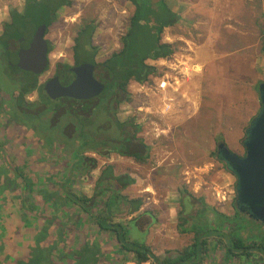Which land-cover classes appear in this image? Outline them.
<instances>
[{
	"label": "rangeland",
	"instance_id": "rangeland-1",
	"mask_svg": "<svg viewBox=\"0 0 264 264\" xmlns=\"http://www.w3.org/2000/svg\"><path fill=\"white\" fill-rule=\"evenodd\" d=\"M71 1L74 2L73 5L64 3L61 9L58 10L56 20L49 28L47 37L52 45H54V48L49 54L50 65L48 71L40 75L39 82L41 84H45L48 79L52 80L59 67L63 68L64 64H76L73 46L80 23L85 20L94 19V23L97 24L91 40L92 45L97 48V62L105 61L113 52L119 50L121 48V36L127 32L133 6L126 8L127 11L124 13L121 9H118L122 8V4L119 2L117 5H114V0H109L111 2H107L106 0ZM169 2L172 5L171 8H174V11H177L184 21L178 22L181 28L179 29V26H177L174 32L191 37L194 39L197 50H201V48H198V45H204L203 48L207 49L212 55L210 62L202 67L203 69L199 72L200 74L193 76V86L189 85L190 83L187 86H183L184 88L186 87L184 93H187V96L192 94L197 98L196 109L194 113H192V109L190 112V115L193 116L181 119L179 122L172 117H169V119L165 118L172 123L176 122V126L172 125V123L170 124L168 121L171 130L169 136L165 139L166 143L164 146L159 143L156 144L157 140L161 139H153L152 136L150 138V141L153 140V145H158L157 150L160 149L159 153H163L161 152L162 149H164L163 151L172 152L170 158L175 162L183 164L182 172L179 174L176 164L164 165L161 166L162 168H158L157 166L153 167V162L155 161L149 159V162L142 166L131 165L126 158L120 159V157H116L115 153H113V156L101 157L96 153L89 152L90 155L99 158V166L96 170L92 171L90 176L86 178L80 176L77 170L72 167V164L76 162L78 157L70 147L67 149L63 148L64 142L62 140L59 141L58 147L48 150L40 143L35 142L34 137L23 127L25 125L22 123L15 124L11 120L13 114L6 110L8 105L5 102L9 101V94L14 92L15 88L13 90V87H10L6 83L8 91L5 88H1L0 90V155H3V157L4 155L7 156L9 167L7 173L3 170L1 174H3L6 180V185H11V178H13L14 185L16 186L6 189L4 193L5 198L0 200V240L10 234L11 238L14 239L11 248L9 247L11 250L18 248L22 252L25 249L24 245L34 240L37 233L36 230L38 229L36 224H42L43 221V218H37L34 222L22 217V213L19 210L21 205L22 207L29 206L30 208L31 205L38 206L37 212H41L44 207L48 208L46 211L48 214L51 211L48 205L42 204L43 198L31 200L33 199L32 195L35 194L33 191L40 188L49 191L55 190L58 182L60 183L70 178L72 190L88 195L93 194L100 170L106 164H113L118 173H130L140 179L138 181L140 184L149 183L152 185L154 189L149 190L148 193L155 192L158 195V199L163 205V211L169 208L167 201H170L172 205L173 203L176 205V202L165 198L167 193L172 195L174 200L177 198L175 193H177V190L179 192V188L183 186L182 180L188 183L190 189L198 190L203 185L201 183L206 180V175L209 174V180H211V182L209 181V186H211L212 191H209L208 185L205 186L208 187L206 189L210 194V199L214 202L213 204L217 206L218 210L223 207L224 212L230 216L236 214L237 210L234 207L237 199L236 179L232 172L225 168L224 162H220L221 168L224 167L227 170L226 174L229 176L231 183H228L229 181H225L222 177L219 178V175H216L217 166L211 167V165L206 163L209 158L208 154H206V149L216 151L218 144L224 142L233 151L236 152L238 150V154L244 153L243 142L247 136L246 130H248L252 120L261 109L259 84L264 81V55L262 53L264 0H170ZM24 5L25 0H0V34L3 24L11 18V10L23 11ZM212 11L215 12V22L211 20L213 19L211 18ZM207 23L212 25L211 27H213L215 33L212 35L213 39L208 40L209 42L204 40V38H208ZM141 27H138V35H144L145 33V30H142ZM166 32L164 30L162 37L167 35ZM169 32L173 33L172 31ZM80 42L81 45L78 52L80 59L83 62L90 61L91 47L87 38L84 36ZM178 45L180 51H177L181 56L183 50L188 46L179 43ZM192 47L195 49L194 46ZM0 53H2L1 47ZM2 68L0 66V71H2ZM156 81L152 79V83H149L151 85L144 86L142 92L138 91L141 88L140 84L136 83L137 81H132L129 85V93L131 96H134L135 92L133 93L132 91H138L137 93L140 94V97L134 98V100L132 97V108L129 106V110L126 108L128 105L125 102L122 103L119 111L116 113V117L126 120L133 116L145 115L146 109H143V111L138 110L140 105H144L142 103L143 99H147L148 102V98H150V105L153 109L152 105L158 100V97L153 93ZM182 81L185 80L183 79ZM195 87L198 88L194 89ZM111 90L112 88L107 91L105 90L103 94L106 92L105 96H109ZM27 99L31 102L36 101L38 99L37 91L30 93ZM150 105L146 106L150 107ZM151 111H154L152 113L154 123L146 122V125L149 128H163L166 126L164 119L161 118L159 113L156 110ZM113 130H115L114 127ZM241 145L243 149H241ZM112 157L115 159H112ZM212 158L216 159L215 156ZM158 160L160 159L158 158ZM165 163H168V161ZM196 165H202V167L208 165V168L203 173L202 171L195 170ZM197 167L199 168L200 166ZM216 177L226 182L223 185L227 187L220 186L221 180ZM3 184L4 182H0V185L3 186ZM24 186L26 190H24ZM219 188H225L230 191V193L228 192L230 196L227 201L222 204L218 203L211 196L212 193L215 195L216 190H219ZM20 194L29 195L30 200H21L18 196ZM44 194L42 193V196ZM170 211L167 215H174V210L170 208ZM191 212L192 209L189 207L187 214L190 215ZM60 214L62 213L58 211L57 216ZM128 216L127 213H124L119 215L116 220H127ZM73 217L69 215L70 220L68 225H66L65 232H67L68 236H73L75 240L76 236H80L85 237L86 240L91 242L97 241L103 254L106 255L103 259L104 264H136L132 254L128 253L126 255L123 251H118L117 249L115 251L117 241L114 237H110L102 231L97 233L94 223H78L75 222ZM159 217L161 229L163 228L164 221H171V227L170 225L168 226L170 234L179 235L180 232L177 227L179 221L177 217L171 216V220H167V217L164 218L162 214ZM64 220L67 221V217ZM188 224L190 225V222ZM188 234L180 235L181 237L174 236V240L170 239V242L166 243V247L173 246V242L176 248L189 244L191 237ZM154 239L150 241L149 245L159 255L156 243H161V240L157 237ZM4 240H7V237ZM208 241V244L214 242L225 249V244L220 243L218 237H212ZM78 242L79 240L74 243ZM32 247L34 246L31 245L30 252L28 253L29 256ZM41 247L44 248H41L43 251L46 250L44 245ZM6 248L8 246H4V249ZM216 248H219L218 245H216ZM3 251L5 250L0 251V264H7L6 260L8 256L6 254L4 257ZM206 251L209 250L206 249ZM168 252L175 253L177 250H168ZM224 254L223 259L226 258V250ZM67 259L69 260V257ZM3 260L4 262H2ZM226 261L229 262V260ZM68 262L57 263L55 257H53L39 261L37 264H68ZM32 264H36V260L33 259ZM231 264H264V262H261L259 258L254 256L252 258L232 259Z\"/></svg>",
	"mask_w": 264,
	"mask_h": 264
},
{
	"label": "trees",
	"instance_id": "trees-1",
	"mask_svg": "<svg viewBox=\"0 0 264 264\" xmlns=\"http://www.w3.org/2000/svg\"><path fill=\"white\" fill-rule=\"evenodd\" d=\"M129 1L133 11L129 17L127 32L121 36V48L113 52L105 61L96 62L97 48L91 42L93 32L97 28L94 19L80 23L77 36L74 38L73 52L76 64L83 62L78 52L80 40L85 36L91 47L90 61L96 64L98 78L106 85L104 91L112 88L109 96H105V92L102 93L103 95L89 99L72 97L53 99L44 89V84L39 82L41 74L24 70L13 64L20 54L24 55L28 52L31 43L37 39L36 33L39 34L45 25L44 35L48 33L63 4L71 5L73 1L25 0L24 12L12 9L10 15L13 20L5 22L4 34L0 36V47H3L0 53V66L3 67L0 71V90L5 88L8 91L7 84L13 87V90L15 88V91L9 94V101L5 102L8 105L6 110L13 114L11 120L15 124L25 125L23 127L30 132L35 142L48 150L58 147L59 141L62 140L63 148L70 147L78 157L72 167L85 178L99 166L98 158L90 155L89 152L101 157H109L115 153L131 157L139 163L147 162L150 149L140 135L142 126L138 124L137 117L121 120L116 117V113L122 103L132 101L129 93V85L132 81L142 84L152 83V77L164 74L163 68L152 65L147 60L169 59L177 50L176 45L162 40L165 28L175 25L182 19L180 14L169 5L170 0ZM139 26L145 30L144 35L137 34ZM24 44L27 45V49L24 48ZM53 48L54 45L50 42L49 54ZM262 53L264 55L263 32ZM67 65L63 66L67 67ZM34 91H37L38 99L31 102L27 96ZM112 131L114 132L111 133ZM214 156L216 152L213 150L211 157ZM0 159H2L0 182H4L3 186L0 185V194L5 198L6 189L16 185L13 178L11 185H6L1 171L7 173L9 163L6 155L4 157L0 155ZM225 168L231 171L228 164H225ZM135 182L136 178L130 173H118L113 164H106L100 170L93 194L72 190L70 178L58 182L55 190L40 188L33 191L35 194L32 195L31 200L43 198L42 204L48 205L51 211L48 214L46 212L48 208L44 207L41 212H37L38 206L31 205L30 208L21 205L19 210L22 217L34 222L37 218H43V221L42 224H36L38 229L34 240L30 243L34 246L30 256L27 254V259L19 264H32L33 259L37 264L39 261L53 257L57 263L69 261L68 264H104L103 259L106 255L103 254L97 241L91 242L80 236H76L75 240L73 236L67 235L65 229L70 220L69 215L74 216L75 222L78 223H94L97 233L102 231L114 237L117 241L115 251L117 249L132 254L136 264L147 262L198 264L202 260V253L206 252L208 240L212 237H218L219 242L225 244L227 260L256 256L264 262L263 222L256 221L255 218L238 209L232 216L220 212L215 205L206 204L202 197L192 193L185 184L179 191L182 212L178 226L182 233H193V242L175 253L168 252L160 257L147 244V232L137 228L138 218L130 222L116 220L119 215L124 213L131 215L142 207L144 203L142 197L129 198L123 193ZM24 190H26L25 186ZM42 193H45L44 196ZM18 196L21 200H30L29 195ZM189 207L192 209L190 215L187 214ZM58 211L62 214L57 216ZM207 212L214 214L213 221L208 220ZM65 217L67 221L64 220ZM78 240V243H74ZM43 245L46 247L45 251L41 249ZM45 256L47 257L43 259L42 257Z\"/></svg>",
	"mask_w": 264,
	"mask_h": 264
},
{
	"label": "crops",
	"instance_id": "crops-1",
	"mask_svg": "<svg viewBox=\"0 0 264 264\" xmlns=\"http://www.w3.org/2000/svg\"><path fill=\"white\" fill-rule=\"evenodd\" d=\"M101 1H103V0H101ZM106 1L107 2H111L109 0H106ZM113 2L115 3L114 5H117V3L120 2L122 4L121 5L122 8L120 7L118 9H121V11H123L124 13H126L125 11H127L126 8L132 7V4H131V2L129 0H114ZM169 5L172 7L170 2H169ZM196 7H198V6H196ZM173 10H175V9L173 8ZM175 12H177V11H175ZM214 14H215V12L212 11L211 18H213V19H211V20L213 22L216 21ZM180 21H183V18ZM177 26H179V23H176L175 25L166 27L165 31H167L166 32L167 35H165L166 37L165 36L162 37V40H163V42H167V43H171L173 45H176V48L179 51H180V49H179L180 47H178L179 46L178 43L182 44V45L184 44L185 46H188V47L185 48V50H183L182 55L180 56V53L176 50V53L169 59H167V58L166 59H159V60L149 59V60H147V62L152 64V65H156L159 68L162 67L163 70H164V73H166V71L168 70V67H172V66L180 67L181 64H185L186 66H188L190 68V72H191L190 75L191 76L187 77V79L184 78L185 81H182L183 80L182 79L179 84L174 86L175 87L174 89L169 91V95H170V97L173 98V101H171L172 108L168 112L164 111L163 101H162V97H161L160 94H158V93L155 94L158 97V100L156 101V103H154V105H152L153 109L151 108V105H150L151 103L149 102L150 108L146 109L147 111L150 112L149 114L146 115L149 118V120L147 122L148 123H150V122L154 123V116H152V113L154 111H151V110H157V112L159 113L161 118L164 119V121L166 123V126L161 128L163 133H161V134L159 133L158 135H156L153 132L155 127L149 128L148 125H146V123H145L143 125L144 127H142L143 129H142L140 135L142 137H146V138H143V139H144L145 143L149 146V149H150L149 150V155H150L149 159L150 160H154L156 162V163L153 162V164L155 165V166L153 165V167L157 166L158 168L159 167L162 168L161 166H164V165H174V164H176L178 166V172L180 174L182 172V170H183V167H184L183 164L181 162H175L172 158H170V155L172 154V152H170V151H163L164 149H162L161 152H163V153H159L158 151L160 149L157 150V146L158 145H156V144L159 143L160 145L164 146V144L166 143L165 139H167V137L170 134L171 127L168 124L169 120L165 119L166 117L168 119H169V117H172L175 120L177 119V122H179L181 119H186V118H189L190 116H193V115H190V112H191V109H192V111H193L192 113H194V111L196 109V102H197L196 100H197V98H196V96L192 95L190 92H189V94H191V95L187 96V93H184V90H185L186 87L184 88L183 86H187L189 83H190L189 85L193 84V81H194V77L193 76L200 74L199 72L203 69L202 67H204L205 64L210 62L212 55H211L210 52L207 51V49L203 48L204 45H198V48H201V50H197L196 44L194 43V39H192L191 37L185 36L182 33H175L174 30L177 28ZM211 26H212L211 24L207 23L206 27L208 28L207 29L208 38H204V40L208 41V40H212L213 39L212 35H214L215 33H214L213 27H211ZM171 27H174V28L170 29ZM180 28H181V26H179V29ZM179 29H178V31H179ZM169 31H172L173 33L169 32ZM168 34H172V35H168ZM192 46H194L196 50ZM196 73H198V74H196ZM158 78H159L158 76H154L151 79H156L157 80ZM149 82H151V81H149ZM136 83L140 84V86H141V88L138 89V91H140V92H142L144 86H150V85H147L148 83H144V84L139 83V82H136ZM197 88L198 87H195L194 89H197ZM138 91H134L133 90L132 92H138ZM163 97H165V96H163ZM126 104H127V102H126ZM169 122H170V124L172 123L171 121H169ZM175 124H176V122L172 123V125L176 126ZM151 136H152L153 139L157 138V139H161V140H157L156 144L153 145L152 144L153 140L150 141ZM161 141H163V142H161ZM241 149H243L242 145H241ZM212 151L213 150L210 151V149H206V152H207L206 154H208V156H209V158H208L206 163L211 165V167L212 166L213 167L217 166L216 175L218 174L219 178L222 177V178H224L225 181L228 180L229 181L228 183H231V181L229 180L230 179L229 176H227V174H226L227 170L224 167L221 168V166H222L221 163L218 162L216 159H213L211 157V152ZM237 151H236V153H237ZM154 152H155V154H154ZM113 155L114 154H112V156ZM115 155H116V157H120V159L126 158L131 165L142 166V165L145 164V163H139V162L135 161L131 157H122V156H120L118 154H115ZM158 158L160 160H158ZM112 159H115V158L112 157ZM149 159L147 160L146 163L149 162ZM98 160H99V158H98ZM167 161H168V163H165ZM110 163H112V162H110ZM197 166H200V167L198 168ZM206 168H208V165H205V167L204 166L202 167V165H196V169L195 170L196 171H202L204 173ZM218 177H216V178L219 179ZM209 178H210V176H209V174H207L206 175V180H204L203 183H201L203 185L198 190L197 189H195V190L194 189L193 190L190 189L189 186H188V183L183 181V180H182V184L183 185L185 184L188 187V189L190 191H192V193H194L196 196L202 197L206 204L214 206V204H213L214 202H212V200L210 199L211 198L210 194H209V192L206 189V188H208L206 186L207 185L209 186V181L211 182V180H209ZM139 180L140 179L136 178V182L132 186H130L127 189H125L126 191L133 190V191H130V192H126L125 191V194L129 198H134V197H139L140 196V197H142L144 199V203H143L142 207L138 211H136L135 213H133V214L128 216V219H127L128 222H130V220H132L134 218H138L139 219L138 223H137V228L140 229L141 231L144 230V231L147 232L146 242L148 243V245H149V243H151L150 242L151 240H155L154 239L155 237H157L158 239L161 240V243H159V242L156 243V245L158 246L156 248L159 249L158 253H159L160 257L165 256L166 253L168 252V250H177L178 251V250L183 249L185 246L191 244L193 242V238H194L193 233H189L188 234L191 237V240H190L189 244H186V245H184L182 247L176 248L175 247V243L173 242V246L166 247V243L170 242V239L174 240V236H176V235L177 236L185 235V233L180 232L179 231V226H177L178 227V231L180 232L179 235L178 234H174V233H172V235H171L170 234V230L168 229L169 225L171 227V221H164V225L162 226L163 228L161 229V227H160V221H159L160 214H162L164 216V218L167 217V220H171V216L172 217H177L178 221L180 223L179 216H180V214L182 212V209L180 207V202H181V194H180V192H178V190H177V193H175V195L177 196V198H175V200L172 197V195H170L169 193L166 194V198L165 199H169V200H172L173 202H176V205H175V203H173V205H172L170 203V201H167L169 203V208H168V210L163 211L162 210L163 205L161 204V201L158 199V195L155 192H149L148 193L149 190L154 189L152 187V185H150L149 183L140 184V183H138ZM219 180H221V179H219ZM164 181H166V180H164ZM170 182H171V180H170ZM213 182H216V181H213ZM218 182H216V183H218ZM197 183H199V182H197ZM221 183H219L220 186L227 187V186L223 185V183H226V182H223L221 180ZM210 187L211 186H209V191L211 192L212 189ZM211 196H212V198L214 200L215 199L217 200V196L213 195V193H212ZM3 198H4L3 195H0V200H3ZM222 206H224V205H222ZM215 207L217 208L216 205H215ZM170 208H171V210L172 209L174 210V215H167L168 212H171ZM222 208L219 209L220 212H224V210ZM206 217L211 222V221H213L214 214L212 212H207ZM206 217H204V219H206ZM6 237H7V240H4ZM169 237H172V238H169ZM4 239L0 240V251L5 250V251H3L4 257L7 254L8 259L10 260V263H9L8 259L6 260L8 262L7 264H19V262H23V261H25L27 259V254L30 252V249H31V244H30L31 242L25 244L24 245L25 249H23V251L20 252V249H18V248H14L12 250L10 249L12 243H14V239L11 238L10 234L5 236ZM211 244H212V246H211ZM216 245H218L219 248H216ZM4 246H8V248L4 249ZM206 249H208L209 251H206V252H204V254H202V256H203L202 260L198 264H231L232 263V259H235V258L229 259V262L226 261L227 260L226 258L223 259L224 256H225V254H224L225 249L220 247L219 244H217V243L210 242L206 246ZM16 253H19V254H16ZM210 253H212V254L210 255ZM2 262H4V260ZM0 263H1V258H0Z\"/></svg>",
	"mask_w": 264,
	"mask_h": 264
},
{
	"label": "water",
	"instance_id": "water-1",
	"mask_svg": "<svg viewBox=\"0 0 264 264\" xmlns=\"http://www.w3.org/2000/svg\"><path fill=\"white\" fill-rule=\"evenodd\" d=\"M46 25L40 31L26 54H20L14 65L36 74L44 73L49 65L48 42L43 38ZM97 66L83 62L64 72L62 78L68 83L54 78L44 89L52 98L67 96L89 99L100 95L106 88L97 77ZM261 109L247 130L245 156L234 153L224 142L219 144L223 158L238 178L236 203L248 207L253 218L264 221V81L259 84Z\"/></svg>",
	"mask_w": 264,
	"mask_h": 264
},
{
	"label": "built area",
	"instance_id": "built-area-1",
	"mask_svg": "<svg viewBox=\"0 0 264 264\" xmlns=\"http://www.w3.org/2000/svg\"><path fill=\"white\" fill-rule=\"evenodd\" d=\"M190 73H191L190 72V68L188 66H186L185 64H181L180 67H175V66L168 67V70L166 71V73H164L162 76H158L159 78L157 79V81L155 79V81H156L155 85L156 86L153 89L154 90V94L158 93V94L161 95L165 112H168L172 108L171 101H173V98L170 97L169 91L174 89L175 88L174 86L179 84L182 79H184V78L187 79V77H190ZM148 85H149V83H148ZM163 96H165V97H163ZM132 97L133 98L140 97V94L135 92L134 96H132ZM148 100L149 101L147 102V99H143L142 103L144 105H140L138 107L139 111H143V109L150 108L149 106H146V105H149L150 98H148ZM131 102H127L128 107H126V108H128V110L130 109L129 106L132 108V103ZM156 112H157V110H156ZM149 113L150 112L146 110L145 115H143V116H138L137 115L136 117H137L138 124L143 126L149 120V118L146 116ZM153 132L156 135H158L159 133L160 134L163 133V131L159 127H155ZM228 192L230 193V191H228L225 188H219V190H216V194L215 195L217 196L218 203L222 204V203H225L227 201L228 197L230 196L228 194Z\"/></svg>",
	"mask_w": 264,
	"mask_h": 264
},
{
	"label": "flooded vegetation",
	"instance_id": "flooded-vegetation-1",
	"mask_svg": "<svg viewBox=\"0 0 264 264\" xmlns=\"http://www.w3.org/2000/svg\"><path fill=\"white\" fill-rule=\"evenodd\" d=\"M74 4V2L72 3V5ZM24 8H25V5H24ZM24 8H23V11H20L21 13H23L24 12ZM10 20H13L12 19V17L10 18ZM9 20V21H10ZM12 22V21H11ZM10 22V23H11ZM6 23H4L3 24V26H2V31H1V34H0V36H3V34H4V25H5ZM49 32V31H48ZM37 35L35 36L37 39L38 38H40V33L38 34V33H36ZM47 34L48 33H46L45 35H43V38L48 42V47L50 46V40L48 39V37H47ZM32 44V43H31ZM24 46V48H28L27 47V45L26 44H24L23 45ZM2 49H3V47H1ZM31 47H29V49H30ZM50 60V59H49ZM88 63H91V64H94V63H92L91 61H87ZM96 62H97V58H96ZM49 63H50V61H49ZM81 63H83V62H81ZM80 64V63H79ZM50 65V64H49ZM49 65H48V68H47V70L46 71H48V69H49ZM75 65H77V64H70V65H67V67L66 66H63V68H60L59 67V69H58V71H57V73L54 75L55 77L54 78H56V79H58L59 80V78H60V80H63V83H68V81H67V78H62V74L64 73V72H66L67 70H69L72 66H75ZM94 65H96V64H94ZM98 68V67H97ZM59 70H60V72H59ZM45 71V72H46ZM96 71V74L98 73V70H95ZM44 72V73H45ZM44 73H42V74H44ZM41 74V75H42ZM97 77H98V74H97ZM53 78V79H54ZM99 79V78H98ZM100 80V79H99ZM49 81V79L48 80H46V82H45V84H44V86L47 84V82ZM103 93V92H102ZM101 93V94H102ZM50 96V95H49ZM51 97V96H50ZM65 97H67V96H61V97H57L56 99H58V98H65ZM52 98V97H51ZM68 98V97H67ZM73 98V97H72ZM54 99V98H53ZM4 101H6V100H4ZM247 131V130H246ZM247 135V134H246ZM246 140H247V136H246V139H245V141L243 142V148H244V153L243 154H238V153H236V152H234V153H236V154H238L239 156H245V151H246V147H245V143H246ZM216 160L218 161V162H224V164H228L227 163V161L223 158V156H222V152H221V150H220V148H219V144H218V146H217V148H216ZM229 165V164H228ZM231 168V167H230ZM231 171L232 172H234L232 169H231ZM233 175H234V177H235V179H236V181H235V184H236V195H237V184H238V178H237V176H236V174H235V172L234 173H232ZM235 209H238L239 211H243V212H245L246 214H248L250 217H252L251 216V214H250V212H249V210H248V207L246 206V205H244V204H242V203H236V207H235ZM255 220L256 221H258V222H263L264 223V221H262V220H258L257 218H255Z\"/></svg>",
	"mask_w": 264,
	"mask_h": 264
}]
</instances>
